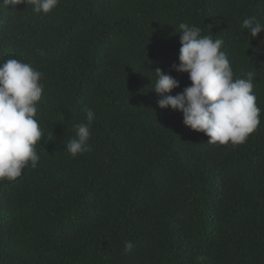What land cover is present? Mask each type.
Returning a JSON list of instances; mask_svg holds the SVG:
<instances>
[{"label": "trees", "instance_id": "1", "mask_svg": "<svg viewBox=\"0 0 264 264\" xmlns=\"http://www.w3.org/2000/svg\"><path fill=\"white\" fill-rule=\"evenodd\" d=\"M264 0H59L48 14L0 6V64L29 63L40 157L0 181V264H264ZM223 40L235 78L253 73L260 124L238 145L208 144L159 108L161 69L179 64V24ZM95 113L91 151L76 125ZM133 248L125 252V242Z\"/></svg>", "mask_w": 264, "mask_h": 264}, {"label": "clouds", "instance_id": "2", "mask_svg": "<svg viewBox=\"0 0 264 264\" xmlns=\"http://www.w3.org/2000/svg\"><path fill=\"white\" fill-rule=\"evenodd\" d=\"M59 0H0V6L26 4L34 13L48 14ZM254 39L264 31L255 16L242 21ZM179 64L173 70L188 73L191 85L182 93L171 95L179 81L161 69H155L154 92L161 109L171 108L183 114V123L209 137L208 144L232 145L244 143L260 124L261 109L253 93V73L235 78L226 54L221 51L223 40L201 35V29L188 23L179 24ZM41 72L29 63L8 59L0 64V181H15L29 165L36 168L40 160L35 145L42 137L37 116V102L44 84ZM87 123L76 125L77 139L67 144L75 157L91 151L88 143L90 125L95 119L92 109H85ZM133 248L125 242V252Z\"/></svg>", "mask_w": 264, "mask_h": 264}]
</instances>
